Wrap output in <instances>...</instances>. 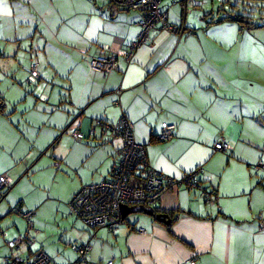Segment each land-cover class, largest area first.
<instances>
[{"label":"crops","instance_id":"obj_1","mask_svg":"<svg viewBox=\"0 0 264 264\" xmlns=\"http://www.w3.org/2000/svg\"><path fill=\"white\" fill-rule=\"evenodd\" d=\"M180 1L160 6L170 24L184 25L181 34L157 24L133 60L120 58L104 75L88 58L105 46L127 48L140 10L110 0H0V174L12 185L0 220L13 206L35 212L32 228L12 240L28 233L35 249L60 264L75 260L74 241L91 246L82 264H264V25L226 19L234 11L223 0H199L185 11ZM34 61L42 80L25 87ZM122 112L150 166L175 178L203 168L199 186L215 189L216 202L181 183L154 206L167 222L138 212L93 233L67 216L82 185L110 176L122 139L105 138L96 121L114 123ZM94 124L93 137L71 138V129L87 135ZM167 124L173 134L159 140ZM220 137L230 150L212 148ZM49 199L59 207L49 210ZM40 218L57 222L49 226L53 247L32 230Z\"/></svg>","mask_w":264,"mask_h":264},{"label":"built area","instance_id":"obj_2","mask_svg":"<svg viewBox=\"0 0 264 264\" xmlns=\"http://www.w3.org/2000/svg\"><path fill=\"white\" fill-rule=\"evenodd\" d=\"M110 2L119 8L140 10V17L135 25L138 27L136 39L122 51H110L109 46H105L101 54L98 56H90L88 58L89 67L92 70L108 74L119 68V58L122 57L126 62L133 60L137 49L150 40V32L157 24L164 31L177 33V27L168 22L167 11L160 7V0H110ZM184 8L199 4V0H182ZM181 27L179 34L183 31ZM109 51V52H106ZM42 74L39 71L38 62L34 61L30 66L29 76L26 80L27 84L37 83L42 80ZM119 94V91H116ZM103 128V134L109 139L116 134L121 137L122 145L117 150V162L114 166L115 173L112 179L101 180L96 183L87 184L69 200L68 208L71 214L80 218L88 227L95 232L100 227L114 228L122 221L121 206H145L154 208L160 197L168 188H175L179 184L184 183L189 188L198 187L200 189L199 196L208 204L216 202L218 196L216 190L201 188L199 185V177L204 173L203 168L196 167L183 176L175 178L168 176L156 168L150 166L146 161V151L143 144L136 142L133 134V125L122 112L120 117L114 123L99 122ZM175 126L173 124L165 125L157 135L159 140H168L173 134ZM93 129L91 130V132ZM73 137H80V133L74 129ZM212 148L215 151H227L231 149L230 144L220 137L213 141ZM11 183L7 177L0 174V201L3 200ZM24 217L29 226H32L31 218L32 210L21 211L19 208L12 209ZM258 226L264 230V216L259 218ZM138 232L145 233L143 228H139ZM22 237L18 236L13 239L12 243L16 247L22 241ZM31 243V240L27 239ZM71 248L78 254L79 261L67 262L64 264H82L90 245L73 242ZM195 258L187 262L194 264ZM0 264H58L52 261L48 255L42 251H38L35 255L24 259L19 255H11L3 259ZM106 264H113L112 260H108Z\"/></svg>","mask_w":264,"mask_h":264},{"label":"trees","instance_id":"obj_3","mask_svg":"<svg viewBox=\"0 0 264 264\" xmlns=\"http://www.w3.org/2000/svg\"><path fill=\"white\" fill-rule=\"evenodd\" d=\"M181 2V4L183 5V3H182V0L180 1ZM240 2H243V3H247L248 4V6H250V7H252V8H262V10H261V12L260 11H258L257 12V10H251L252 12L251 13H254V14H256V15H252V14H248V13H240V11H234V10H231V6L232 7H235L236 9H238V5L237 4H239ZM222 4L223 5H225V4H227L228 5V7H227V9H229V10H231L232 12L234 11V14L233 15H228L227 17H225L226 19H228V18H231V19H235L236 21H238V22H240V23H242L244 26H246V27H255V26H258V25H264V0H257V1H252V0H238L237 2H236V4L235 5H233V4H231V2H230V0H223V2H222ZM195 6H197V5H195ZM195 6H192V7H195ZM161 7V6H160ZM183 8H184V6H183ZM162 9V8H161ZM235 9V10H236ZM163 10V9H162ZM186 10V8H184V11ZM261 22H260V21ZM171 25H173V24H171ZM175 26V25H174ZM182 26H184V25H180V26H176L177 27V31H180V29H181V27ZM185 29V27L183 28V30ZM183 32V31H182ZM120 58H122V57H120ZM119 58V59H120ZM88 66H89V64H88ZM90 68V67H89ZM91 69V68H90ZM92 70V69H91ZM102 73V72H101ZM111 73V72H110ZM104 75H107V74H105V73H103ZM109 74V73H108ZM24 83L26 84V86L27 85H31V84H27L25 81H24ZM116 93V92H115ZM120 93V92H119ZM117 94V93H116ZM115 94V95H116ZM119 94H117L116 96H118ZM98 121V120H97ZM97 121H96V124L97 125H99L98 123H97ZM99 122H105V121H103V120H100ZM107 122V121H106ZM107 123H109V122H107ZM96 124H94V127H93V131L91 132V130L89 131V133L87 134V135H84L80 130H78V129H76L79 133H80V137H73L72 136V131L74 130V129H71L70 130V132H69V134H70V136H71V138L74 140V141H82V140H84L85 138H90V137H93V135H94V129H95V127L97 126ZM99 127L102 129L103 127L101 126V125H99ZM102 132H103V130H102ZM134 134V133H133ZM103 138V141L105 142V140L106 139H104V137H102ZM105 138H107L106 136H105ZM116 153H117V151H116ZM116 153H115V162H114V164H113V168H112V170H111V172H110V176H108V177H106V178H103V179H101V180H108V179H112V177H113V174L115 173V171H114V166H115V164H116V162H117V159H116ZM100 180V181H101ZM99 182V181H98ZM86 185V184H85ZM82 186H84V185H82ZM81 186V187H82ZM80 187V188H81ZM215 190V189H214ZM9 192V191H8ZM7 192V193H8ZM78 192V191H77ZM76 192V193H77ZM75 193V194H76ZM74 194V195H75ZM73 195V196H74ZM72 196V197H73ZM71 197V198H72ZM70 198V199H71ZM5 199V198H4ZM69 199V200H70ZM69 202V201H68ZM68 202H67V205H68ZM16 208H19V207H16ZM20 209V208H19ZM21 210V209H20ZM30 210H32V209H30ZM67 210H68V213H69V215L70 216H72V217H74V218H77V219H80V218H78V217H76L75 215H73V214H71L70 213V211H69V208H68V206H67ZM153 210H154V212H157L154 208H153ZM11 211H12V209H11ZM21 211H27V209H25V210H21ZM33 211V213H35L34 212V210H32ZM21 216V215H20ZM22 217V216H21ZM262 217V216H261ZM24 218V217H23ZM25 219V218H24ZM26 220V219H25ZM81 220V219H80ZM82 221V220H81ZM26 222H27V224H28V229H30V228H32V226L30 227L29 226V223H28V221L26 220ZM83 222V221H82ZM31 223H32V221H31ZM84 223V222H83ZM84 225L89 229V230H91L93 233H95L96 231H97V229L95 230V232H94V230L92 229V228H90V227H88L85 223H84ZM100 228H102V227H100ZM103 228H107V227H103ZM18 236H21L23 239H22V241H21V243L19 244V246L18 247H16L15 245H13V243H12V245H11V247L12 248H14V249H18V248H20V246L21 247H23V246H25V249H24V253L26 254V257L25 256H22V255H20L19 254V256H21L22 258H24V259H28V257H31V256H33V255H35L39 250H37V249H32V246H33V243H34V241H33V239L31 238V236H29V234L27 233V234H25L24 236H22V235H18ZM27 239H29V240H31V243H29V242H27ZM75 242V241H74ZM73 242H71L70 243V248H71V244H72ZM77 243H79V242H77ZM80 244H84V243H80ZM86 244H88V245H90L88 242H86ZM90 248H91V246H90ZM72 249V248H71ZM73 250V249H72ZM74 251V250H73ZM90 251V250H89ZM75 252V251H74ZM89 253V252H88ZM88 253H87V255H88ZM75 254H76V258H75V260H77V262L79 261V258H78V254L75 252ZM11 255H18V254H16L15 252H13V253H10L9 255H7V256H5L4 258H6V257H8V256H11ZM87 255H86V258L84 259V261H81L82 263H85L86 262V260H87ZM3 258V259H4ZM75 260H73V261H70V262H74ZM56 263V262H55ZM67 263V262H66ZM107 263V262H106ZM105 263V264H106ZM58 264H60V263H58ZM61 264H64V263H61Z\"/></svg>","mask_w":264,"mask_h":264},{"label":"rangeland","instance_id":"obj_4","mask_svg":"<svg viewBox=\"0 0 264 264\" xmlns=\"http://www.w3.org/2000/svg\"><path fill=\"white\" fill-rule=\"evenodd\" d=\"M219 0H216V3L218 2ZM238 0H230V2H231V4H233V5H235L236 4V2H237ZM238 5V9H236L235 7H232L231 6V10H234L235 12L236 11H240V13H250V14H252V15H256V14H254V13H251L252 11L251 10H257V12L258 11H260L261 12V10H262V8H252V7H250V6H248V4L245 2V3H243V2H240L239 4H237ZM236 9V10H235ZM260 21V20H259ZM261 22V21H260ZM177 34H179V32L177 31ZM29 85H27V86H25V87H28ZM30 87V86H29ZM228 151V150H227ZM44 195V193H42V196ZM31 195H29V197H30ZM14 198V197H13ZM9 199H11V197L9 196L7 199H5V200H9ZM2 201V200H1ZM0 201V202H1ZM214 204V203H213ZM45 206H49L48 208H49V210L51 209V207H59L58 206V203L56 202V201H54V200H52V199H49V200H47L46 202H45V204H44ZM68 206V205H67ZM17 206H13V207H11L12 209H14V208H16ZM66 212H67V216H70L69 215V213H68V210H66ZM42 213V212H41ZM139 213H133V214H129L128 215V219H130V220H132V218L133 217H135V216H139L138 215ZM11 216V217H10ZM19 218V219H18ZM39 218V217H38ZM49 217H48V215L47 214H44L43 216H42V219H44V220H47ZM41 219V218H40ZM41 219V222L39 223V225L36 223V225H35V228L34 229H32L33 231H34V233H39V231L40 232H43V233H45L46 234V237L45 238H47L48 239V241H47V245H50L51 247H53L52 245H53V243H54V239H53V236H51L50 234H49V226L52 228V227H55L56 228V226H57V222L55 223V225H54V223L53 222H46L45 224L43 223V220ZM2 223H0V263L3 261V258L5 257V256H7V255H9L10 253H8V251H9V249H8V246H11V242L13 241L12 240V236L15 234V233H17V231H20V232H25V231H27L28 230V224H27V222H26V220L23 218V217H21L17 212H12V213H10V214H8V215H6L3 219H1L0 220ZM8 222H10V223H8ZM52 230V229H51ZM18 234V233H17ZM22 236H24V235H22ZM16 237H18V235L16 236ZM15 237V238H16ZM33 239V241H34V238H32ZM8 241H10V243H9V245H8ZM36 245H37V243L34 241V243H33V246H32V249H35L36 248ZM11 252H16V253H18V254H20V255H22V256H26V254L24 253V251L23 250H21V251H16V249H14V250H10ZM6 253H8V254H6ZM4 254H6V255H4ZM4 255V256H3Z\"/></svg>","mask_w":264,"mask_h":264},{"label":"water","instance_id":"obj_5","mask_svg":"<svg viewBox=\"0 0 264 264\" xmlns=\"http://www.w3.org/2000/svg\"><path fill=\"white\" fill-rule=\"evenodd\" d=\"M144 213L147 215L155 216L157 220L167 222L168 216L165 214H156L151 207L145 206H121L122 220L128 215L132 213Z\"/></svg>","mask_w":264,"mask_h":264}]
</instances>
